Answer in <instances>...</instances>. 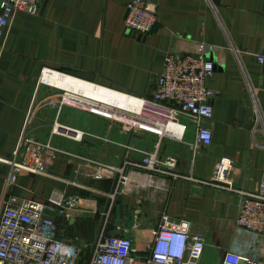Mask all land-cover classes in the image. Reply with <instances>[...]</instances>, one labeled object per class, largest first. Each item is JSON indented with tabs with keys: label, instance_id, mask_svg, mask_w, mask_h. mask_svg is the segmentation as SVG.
Returning <instances> with one entry per match:
<instances>
[{
	"label": "crops",
	"instance_id": "1",
	"mask_svg": "<svg viewBox=\"0 0 264 264\" xmlns=\"http://www.w3.org/2000/svg\"><path fill=\"white\" fill-rule=\"evenodd\" d=\"M129 1L40 0L38 14L11 18L0 44V200L5 193L35 201L73 193L87 198L89 208L71 211L69 220L55 216L59 237L87 257L101 234L130 237L134 250L127 264H144L163 215L185 219L205 238L199 264H221L230 249L255 239L235 226L237 194L193 179L208 180L218 160L230 158L237 188L263 187L264 78L255 55L264 48V0H147L157 22L146 34L125 27ZM196 43L205 45L215 71L206 82L214 92L213 117L201 122L211 129L212 142L192 151V120L178 118L187 126L182 140L162 135L167 118L150 108L139 111L136 97L151 98L167 53ZM49 72L136 99L137 109L118 112L134 126L127 130L99 112L60 104L67 95L61 91H67L44 80ZM258 117L261 124L254 128ZM145 119L152 126L141 123ZM62 127L83 132L81 141ZM22 134L55 151L44 154L45 175L22 172L7 186L10 167L4 160L11 159ZM147 153H156L160 168L172 162L168 173L136 168ZM124 161L125 184L112 173L85 172Z\"/></svg>",
	"mask_w": 264,
	"mask_h": 264
},
{
	"label": "built area",
	"instance_id": "2",
	"mask_svg": "<svg viewBox=\"0 0 264 264\" xmlns=\"http://www.w3.org/2000/svg\"><path fill=\"white\" fill-rule=\"evenodd\" d=\"M39 6L40 0H0V44L14 14L24 12L36 15ZM126 11L124 23L129 31L146 34L157 22L156 12L148 6L147 0H130L126 4ZM255 60L264 78V48L255 55ZM214 71V61L205 54V45L196 43L188 51L167 53L162 70L155 79L151 98L136 97L141 100L144 109L150 108L159 117L167 118L161 124L164 128L162 135L182 140L187 126L178 118L182 116L192 120L195 123V137L188 143L192 151L212 142L211 129L201 122L213 117L210 99L214 92L206 86V82ZM65 101L62 98L60 104ZM120 123L127 130L134 126L126 121ZM141 123L152 126L153 122L145 119ZM258 124H261L259 117L254 128ZM262 129L264 132V126ZM53 132H60L56 123ZM67 133L64 134L77 141L82 139L83 132L74 130ZM52 151L55 149L50 143H40L22 134L11 159L4 160L10 167L6 185H13L22 172L45 175L48 163L44 154ZM123 164L107 167L96 164L94 168H85V172L95 177L112 173L119 185L125 184L128 181L124 173L127 162ZM165 165L159 167L156 153H147L134 164L140 170L167 174L166 168L173 163L167 161ZM233 166L234 160L221 158L208 180H193L237 194L239 205L235 226L239 231L254 236L252 244L226 252L221 264H264V183L258 191L237 188L231 177ZM89 201L75 193L66 195L60 201H35L5 193L0 200V264H127L134 250L130 237L101 234L90 257L84 256L74 243L59 237L55 216L69 220L71 211L89 208ZM189 226L185 219L171 221L167 215H163L148 246L144 264H199L205 238L192 232Z\"/></svg>",
	"mask_w": 264,
	"mask_h": 264
},
{
	"label": "bare ground",
	"instance_id": "3",
	"mask_svg": "<svg viewBox=\"0 0 264 264\" xmlns=\"http://www.w3.org/2000/svg\"><path fill=\"white\" fill-rule=\"evenodd\" d=\"M44 80L67 91V95L71 96L70 98L100 107L110 113L118 114V112L123 113L127 110L137 109L136 99L106 87L83 82L55 72L46 74ZM141 109L143 106L140 100L138 110L141 111ZM124 121L128 122L127 119ZM136 122L138 121L136 120Z\"/></svg>",
	"mask_w": 264,
	"mask_h": 264
},
{
	"label": "rangeland",
	"instance_id": "4",
	"mask_svg": "<svg viewBox=\"0 0 264 264\" xmlns=\"http://www.w3.org/2000/svg\"><path fill=\"white\" fill-rule=\"evenodd\" d=\"M58 88H60V87H58ZM64 93H67V92H62L61 91L60 95L63 96ZM62 98L63 97H61V99ZM65 99L67 100L66 102L71 103V104H73L74 106H76L78 108H83V109L88 108V109H91L93 111L99 112L101 115L107 116L108 118H110L109 120H112L116 124H120V122L123 121L122 119H124L126 117V116H124L122 114H117V113H112V112L110 113V112L106 111L105 109L93 106L91 104H86V103H83V102H80V101H77V100H74V99H70V97L68 95L65 96ZM73 101H74L75 104L73 103Z\"/></svg>",
	"mask_w": 264,
	"mask_h": 264
},
{
	"label": "water",
	"instance_id": "5",
	"mask_svg": "<svg viewBox=\"0 0 264 264\" xmlns=\"http://www.w3.org/2000/svg\"><path fill=\"white\" fill-rule=\"evenodd\" d=\"M135 35V33H134ZM140 37V35H138ZM62 129L66 130V132H73L74 130L71 128L62 127Z\"/></svg>",
	"mask_w": 264,
	"mask_h": 264
}]
</instances>
